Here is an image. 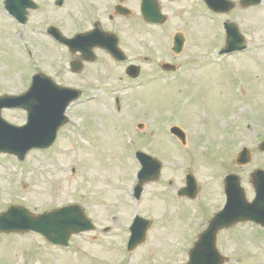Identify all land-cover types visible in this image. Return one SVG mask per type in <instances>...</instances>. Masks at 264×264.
Returning <instances> with one entry per match:
<instances>
[{"label":"rangeland","instance_id":"374dc122","mask_svg":"<svg viewBox=\"0 0 264 264\" xmlns=\"http://www.w3.org/2000/svg\"><path fill=\"white\" fill-rule=\"evenodd\" d=\"M160 1L167 15L163 28L167 32L151 28L149 50L158 60L172 59L167 37L175 30L181 31L191 57L184 52L176 60L201 63L202 68L184 71L170 85H164L160 77L147 80V75L155 72L154 65L142 66L143 74L134 80L124 74L120 65L108 75L101 71L93 74L85 69L88 79H65L84 89L81 96L84 100L70 109L71 121L60 130L57 142L47 151L31 152L21 163L0 155V213L10 206H20L32 214H40L74 202L84 208L96 225V232L70 238L72 249L81 250V257L55 247L47 248L41 240L38 249L31 234L22 238L0 234V264L22 263L27 255L19 254L22 249L30 251L27 257L31 264H113L120 260L129 235V218L135 213L129 192L137 165L127 156L133 140L135 150L145 148L161 162L162 174L157 182L145 186L146 191L137 206V213L152 223L147 238L128 254L123 264H185L197 234L220 207L217 183L221 176L238 175L246 199L252 200L250 174L256 169L264 171V152L257 150L264 140V61L254 63L237 57L228 60L226 70L209 66L205 60V52L209 50L206 47L212 42L208 23L193 15L189 0ZM235 11V19L241 20L245 33L254 36L255 24L260 20L264 22L263 13ZM182 14L188 19L185 24L178 21ZM69 15L76 21L66 29L71 34L81 25L77 24L80 17L75 11ZM138 18L135 16V23ZM11 28L0 15V93L1 88L12 92L23 90L26 75L31 71L10 38ZM124 33L130 55L146 54L136 44V36L129 38L128 33ZM259 36L264 41V33ZM32 40L36 43V56L51 68L62 51L47 44L40 48L41 39L33 37ZM238 80L245 84L238 82L236 91H243L244 95L236 98L232 87ZM138 81L142 85L135 87ZM116 98L119 113L114 106ZM243 99L247 107L237 110ZM5 115L18 124L23 121L21 112ZM116 115L121 121L116 120ZM165 124L168 128L176 125L184 130L185 152L169 144ZM242 147L250 148L252 161L238 167L234 160ZM187 170L195 174L199 184L198 196L193 201L174 195ZM168 178L175 180L173 184L166 183ZM167 191L174 195L170 200L175 202H170L169 206L162 200L168 197ZM189 215L197 217L194 229L187 228ZM105 226L110 228L107 233L101 231ZM175 244L182 247L170 254ZM217 246L229 258L226 264H264V231L250 223L220 232ZM90 255L101 261L97 263Z\"/></svg>","mask_w":264,"mask_h":264},{"label":"water","instance_id":"95a60500","mask_svg":"<svg viewBox=\"0 0 264 264\" xmlns=\"http://www.w3.org/2000/svg\"><path fill=\"white\" fill-rule=\"evenodd\" d=\"M178 48L179 46H177L176 50H178ZM72 49L75 50L80 48L72 47ZM69 101H70V97L66 96L65 99L62 100V105L66 106ZM28 112L30 117L29 124L24 128H21L19 131L9 132L10 137H13L17 134L21 136L11 139L8 146H0V152L3 151L12 154L18 153V155H21L20 157H22L23 154H25L28 150L34 147L37 146L47 147L48 145L42 144L44 141H48V144L51 143L54 137V133L56 132L59 126H55L54 129L48 130V133L44 132L45 137L43 138V141L37 144L36 139L38 138V136L35 134V131L39 127V125L42 126L43 120L36 119L34 117L35 116L34 114L37 113L32 112L30 109H28ZM260 150H264V144L261 145ZM249 162H250L249 151L247 149H244L240 153L236 163L238 165H246ZM252 177H253L252 183L256 192V198L253 201V203L250 204L247 203L244 199V194L239 187L238 178H236L233 175H230L226 179V188L227 190H229L230 193L229 204L227 208H225L223 211L217 214L209 222V226L207 230L201 235L202 236L201 241L197 245V248L195 250V251L201 250L203 245L204 249H202V251L215 256L213 258V260H215L213 264L222 263V260L217 257L218 255L216 254L214 247L216 234L219 230L230 227L231 225L237 222L246 221V220L259 223L264 227V177L261 171L254 172ZM18 215L25 217L22 211H18L12 208L8 213L0 216V230L5 232H12V231H19V229H26L28 226L26 225L23 219H19ZM46 217L47 216L41 218L39 217L37 219L35 218L34 220L29 219L31 222H33V224H35L31 226V228L33 230H39L46 233L48 229H51L53 227V232H55V235L61 237H54V239L52 240L55 242H61V239H64V242H66L71 232L67 230L63 235L62 232L58 231L59 225L55 219H49L45 227L40 226ZM48 224H50L49 227ZM23 225L27 227L23 228ZM81 226L84 229H87L89 227L88 223L86 222H82ZM137 234L140 236L139 241L141 242L144 237V227L138 228ZM193 251L190 254L189 264H208L206 257L202 255L201 251L199 252H193Z\"/></svg>","mask_w":264,"mask_h":264},{"label":"flooded vegetation","instance_id":"af4514ba","mask_svg":"<svg viewBox=\"0 0 264 264\" xmlns=\"http://www.w3.org/2000/svg\"><path fill=\"white\" fill-rule=\"evenodd\" d=\"M36 2V9L30 10L26 15V22L24 24L17 25L20 31L28 32H46L50 27H56L65 33L68 26L73 22L72 16L69 13H65L66 8L77 12L79 22L81 25V32L89 31L94 26L105 32H117L119 26L123 25L118 17L113 14L114 6L117 4V0H109L106 2H112V6L106 3L104 0H81L78 4L79 7L75 8L74 3L71 0H62L60 8L55 7V0H33ZM73 23H76L74 21ZM43 43H48L43 41ZM46 65V64H45ZM81 69L85 71L88 69L93 74L98 70V66L95 63L80 64ZM47 69L54 72V64L51 66L46 65Z\"/></svg>","mask_w":264,"mask_h":264}]
</instances>
